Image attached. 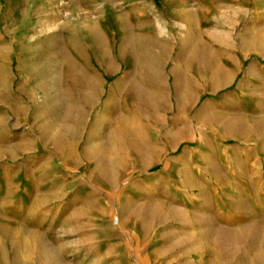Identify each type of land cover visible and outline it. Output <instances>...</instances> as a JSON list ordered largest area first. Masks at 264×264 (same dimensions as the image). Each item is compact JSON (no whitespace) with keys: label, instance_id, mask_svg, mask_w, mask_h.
<instances>
[{"label":"rangeland","instance_id":"obj_1","mask_svg":"<svg viewBox=\"0 0 264 264\" xmlns=\"http://www.w3.org/2000/svg\"><path fill=\"white\" fill-rule=\"evenodd\" d=\"M0 264H264V0H0Z\"/></svg>","mask_w":264,"mask_h":264},{"label":"crops","instance_id":"obj_2","mask_svg":"<svg viewBox=\"0 0 264 264\" xmlns=\"http://www.w3.org/2000/svg\"><path fill=\"white\" fill-rule=\"evenodd\" d=\"M89 30H91V31H92V30H94V29H93V27H92V26H90V27H89Z\"/></svg>","mask_w":264,"mask_h":264},{"label":"bare ground","instance_id":"obj_3","mask_svg":"<svg viewBox=\"0 0 264 264\" xmlns=\"http://www.w3.org/2000/svg\"><path fill=\"white\" fill-rule=\"evenodd\" d=\"M93 22V21H92ZM250 238V237H249Z\"/></svg>","mask_w":264,"mask_h":264}]
</instances>
